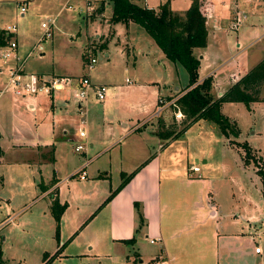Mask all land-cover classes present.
<instances>
[{"label":"crops","instance_id":"crops-1","mask_svg":"<svg viewBox=\"0 0 264 264\" xmlns=\"http://www.w3.org/2000/svg\"><path fill=\"white\" fill-rule=\"evenodd\" d=\"M87 1L93 6L99 3L98 6L102 8L99 12L96 11L97 18L88 23L95 31L94 38L102 37L101 53L107 61H110L116 47H119L118 51L127 57L134 52L136 47L138 54H145L149 57L146 59L148 66L156 61H162L160 55L164 56V54L154 39H146L142 35L137 27L138 24L131 21L128 24L111 23L112 12L110 16L104 15L105 0H83L79 12L84 13V5ZM131 1L141 5L134 0ZM108 3L110 2L108 1ZM209 3L206 20L213 13V4L210 1ZM141 6L150 7L146 5V0ZM208 22L209 20L207 28ZM0 30L3 29L0 28ZM2 46L0 44V48ZM204 49L194 50L200 51L197 54L200 60L198 69L200 82L207 76H214L213 72L208 73L206 70L209 68L211 57ZM44 54L43 48V52L38 58H42ZM149 54L157 56L154 58ZM263 57L253 60L248 58L247 72ZM2 62L4 66H8L3 60ZM162 65L165 68L163 62ZM174 69H178L176 65ZM28 70L37 74L45 73L34 68H28ZM50 74L62 76L59 73ZM149 77L151 79L148 78L147 81L129 80L126 92L120 91L119 87L107 89V97L101 101L104 103L99 110L96 109L95 93L92 90V92L89 91L90 95L86 103L82 104L87 111L85 129L88 147L81 151L82 155L79 161L67 160L64 155L65 143L69 142L75 145L81 140L78 135L80 115L77 111L78 106L73 91L70 88L55 91L50 96L48 107L50 108V123L53 130H55V126H60L62 131L56 134L47 128V125L39 124V121H36L38 124H32L22 119H13L11 129L14 128L13 131L16 132L10 133V137H7L8 141H2L4 133L0 131V140L8 147L7 150L13 149L16 153L14 155L16 158H12L10 162L25 169L26 176L29 178L28 182L32 187L33 184H38L39 175L40 180L43 181V167L52 165L50 174L45 171L47 183L42 184L43 189L39 196L41 199H48L44 203L42 211L52 220L54 218L50 209L53 198L59 199L61 204L67 203L65 211L61 215V221L64 228L67 223H71V225L68 229L70 232L66 233V237L61 238L60 236L61 245L78 227L93 223L92 230L95 228V232L90 230L91 237L86 241L85 248L89 250V253L87 252L89 256L98 259L104 257L119 264H154L159 258L168 260L170 264H261L262 249L259 253L255 252L257 246L255 241L257 237L264 234V229L258 224L263 221V218L260 219L255 212L249 213L245 206L240 209L242 212L222 209L218 200L220 190L219 188L215 190V181L217 182L219 177L216 174L213 176L212 171L207 168L202 170L203 172H201V168L198 172L192 171L191 167L196 166L194 163H189V158L192 156L186 157L185 166L180 162V155L166 153L168 147L173 145L177 138L190 133V130L195 126H198L200 130L204 127L203 131L206 133L204 138L209 143L213 142L220 146L222 138L226 136L221 133L217 125L200 119L191 124L179 137L160 138L157 135L159 120H162L167 127L174 122L178 124L181 120L175 119L174 112L176 110L171 106L165 107L158 114L156 109L158 99L165 98L167 100L168 97H172L171 100L176 99L184 93L181 90L186 85L183 88L174 82L162 85L153 76ZM90 79L94 86L103 84L107 88L106 82L98 81L91 76ZM239 79L240 77H236L234 81H231L229 87ZM227 88L218 90L216 81L212 82L213 99L219 98L228 90ZM68 90L72 92V97L68 94ZM92 94L94 96H91ZM147 94H150L148 100L143 97L139 98V95ZM109 95H111L110 97L116 96V101L108 98ZM28 98L29 96L26 98V104L29 103L31 108L40 106L34 99ZM112 103L114 111L110 113L109 108ZM226 104L229 102L223 103L221 110L228 116L224 111ZM251 105H255L258 111L260 109L261 112H264V102L254 101ZM3 106L4 109L8 106L9 108L20 107V105H9L6 102L3 103ZM230 120L235 121L232 118ZM2 142H0L2 149L0 161L6 151L2 147ZM99 147L100 150L95 155L96 157L93 160L89 158L90 161L92 160L91 164L93 162L96 164L88 171V165L82 163L88 158L87 151L89 148L92 150ZM258 149H260L257 150L258 154L264 158V155L260 154L261 148ZM105 155L107 157L103 158ZM207 155L208 158L211 157L209 152ZM208 158L204 159V164L209 166L211 163L213 165V162H210ZM48 159L50 161L46 162ZM219 163L223 167L222 160ZM68 166L72 168L71 172L66 171ZM82 168L86 175L80 179L78 172ZM61 173L64 175L62 178ZM132 173L130 180L112 196L113 198L108 203H104L106 197L122 182V177ZM75 175L78 176L77 180L79 181L72 179ZM222 180H226V178L221 176L220 181ZM222 182L224 194L230 196L231 201L237 200L231 185L228 182ZM35 188L37 187H33L34 191H36ZM29 189L32 190L31 187ZM34 191L32 190L31 193ZM260 191L262 193V187ZM39 196L30 199L33 201ZM4 201H6V216L4 220H0L1 236L2 229L8 224L19 225V216L23 211H27V209L23 211L20 209L11 215L14 201L8 198H5ZM40 201L38 199L34 205ZM135 202L139 204L143 215L144 222L142 224L135 211ZM68 215H71L72 218L70 219ZM51 225H54L53 222ZM131 239H134V242H131ZM5 240V236H2V245ZM151 240L153 243L150 242ZM147 245L150 246L149 249L146 248ZM67 247L62 249L58 243L53 251L43 252L42 256L47 253L50 258L57 250L59 251V254L56 255L57 258L86 254L69 252ZM3 258L9 264H22L21 262L12 263L4 253Z\"/></svg>","mask_w":264,"mask_h":264},{"label":"rangeland","instance_id":"rangeland-1","mask_svg":"<svg viewBox=\"0 0 264 264\" xmlns=\"http://www.w3.org/2000/svg\"><path fill=\"white\" fill-rule=\"evenodd\" d=\"M82 1L71 0L70 4L73 9H68L64 6L66 0H0V28L4 29L8 25L16 26V34L6 38L4 45H6L7 40L15 38L18 43L17 51L20 57H24L29 51H32L31 55L26 58V72L36 73L28 70V68H34L42 73H59L60 75L77 76L78 78L87 72L84 63L89 56L97 59L93 69L89 72L90 76L98 81L106 82L108 84V90L119 87L120 91L126 92L127 80L147 81L148 78L151 79L149 76H153L162 85L173 82L181 86V88L187 85L188 73H186L185 69L177 65L176 67L178 69H174L175 64L163 55H160L162 61H156L148 66L146 65V59L149 57L145 56V54H138L136 47L134 52L128 57L124 53H121V51H118L119 47H116L113 50L110 61H107L102 55L103 53H101V45L103 44L101 42L102 37L98 39L94 38L95 31L92 30L91 24L88 23L92 19L97 18L96 13L99 12L100 6L98 5L100 4L96 3L97 8L89 15L87 12H79V7L83 4ZM134 1L144 5V0ZM164 1L146 0V5L158 9L159 5ZM209 1L213 4V13L207 19V21L209 20L206 35L207 43L204 50L210 55L211 61L209 62V68L206 70L208 73H214L212 78L213 82L216 81L218 90L226 89L236 77L241 78L245 75L249 68L248 58L253 60L264 56V0ZM190 2L191 0H170L172 10L178 14L184 13V10L190 6ZM22 3H26L27 8L24 16L19 12V5ZM104 7V15L110 16L112 6L108 3V0H105ZM236 15L238 17L240 16L242 23L234 29L230 27V24L235 21L234 18ZM232 16L234 17L232 18ZM53 18H55V23L52 36L43 40L42 46L45 54L42 58H38L43 52L38 49L37 39L43 34L41 23ZM137 27L146 39L150 38L153 40L144 32L142 27L139 25ZM237 44L240 45L237 47ZM121 45L122 43L120 47ZM157 50L161 52L159 49ZM194 52L197 55L200 51L196 50ZM149 56L156 58L157 55L149 54ZM1 62L2 60L0 59V89H3L8 80L9 67L4 66L2 64L3 62ZM162 62L165 64V68ZM261 88V96H263L264 87ZM71 93L68 90V94L72 97ZM27 96H29L28 99H34L40 106L31 108L29 103L26 104ZM27 96H16L11 90L1 94L0 131L4 133V139L2 141H8L7 137H10L11 134L16 132L13 131L14 128L11 129L13 119L15 118L32 124L39 123L42 126L47 125V128L56 134L62 131L60 126H55V130L51 128L50 108H48L51 95L38 93ZM91 96L94 95L92 94ZM141 97L148 100L150 94L139 95V98ZM116 98V96L110 97L114 102ZM95 101L97 103L96 109L98 108L99 110L104 102L99 100ZM4 102L9 105H20V107L13 106L9 108L8 106L4 109ZM113 107L114 104L112 103V106L109 108L110 113H113ZM224 111L239 125L240 131L237 136L229 135L228 138L223 137L222 143L219 146V144H214L213 142L209 143L204 138L206 134L203 131L204 127L200 130L198 126H195L190 130V133H186L177 138L174 144L168 147L166 153L180 155V162L182 164L184 163L185 166L186 157L188 155L189 157L192 156V158H189V163H194L201 168V172L206 168L210 169L213 176L216 174L219 177L217 182L215 181V190L217 188L220 190L218 200L222 209L237 212L245 206L249 213L255 212L259 215L260 219L263 218V221L258 224L264 229V197H262L263 195L260 191L262 179L258 174L259 167L264 169V158L262 156L261 158L257 152V150H260L258 148H261L260 154L264 155V119H262L264 112H261L260 109L258 111L255 105L252 106L250 104L247 107L243 102L226 104ZM40 120L42 121L41 123ZM36 121L39 122L36 123ZM2 141L0 140V142ZM242 143L250 146L251 155L254 159L246 157V150L242 146ZM2 147L6 151L0 161V220H4L6 216L5 198L14 201L11 215L20 209H22L21 211L27 209V211H23L19 216V225L8 224L1 231L2 236L6 238L2 245L5 257L12 263L43 264V252L53 251L58 243L62 249L71 243L67 247L69 252L86 254L84 256L78 255L67 258H57L55 256L49 264H119L112 259L109 260L104 257L98 259L89 256V250H86L85 243L91 237L90 230H92L93 223L87 226L83 224V226L78 227L70 233L66 238L67 241L61 245L60 239L65 238L66 233L70 232L68 229L71 223H67L66 228H64L60 219L57 236V221L51 209L50 212L54 218L53 220L49 216L44 215L42 211L44 203L48 199H41V196H39L43 189L42 184L47 183L45 180V171L50 174L52 165L49 164L43 167V181L40 180L39 175L37 179L38 184H33V187H37L35 188L36 191H34L32 185L28 182L29 178L26 176L25 169L13 165L14 163L10 162L12 158H16L14 156L16 154L15 151L13 149L7 150L8 147L3 142ZM64 147L66 148L64 155L67 160H80L82 152H75L74 144L72 145V143L67 142L64 144ZM99 150L100 147L92 150L89 148L87 151L88 158L83 160L82 163L88 165V171L96 164L95 162L92 164L90 162L96 157L95 155ZM207 152L211 154L210 158H208ZM106 157L107 155L103 158ZM206 157L210 162H213V165L211 163L209 166L208 164H204ZM89 158L92 160L90 161ZM221 160L223 167L219 163ZM49 161L50 159L46 162ZM66 171L71 172L72 168L68 166ZM60 176L61 178L64 177L62 173ZM221 176L226 178V180L222 181L228 182L231 185L232 190L237 196V200L231 201L230 196L224 194L225 191H222L223 182L220 181ZM77 178L78 176L76 175L72 177L73 180L79 181ZM27 186H30L34 193H31L32 190ZM239 186L240 188H238ZM34 196L39 197L32 201L30 198ZM38 199L41 201L34 205ZM68 216L70 219L72 218L71 215ZM52 222L54 224L53 226L51 225ZM92 231L95 232V228ZM255 242L256 247L259 246L262 249L260 263L264 264V234L257 237ZM149 247V245L146 246L148 249Z\"/></svg>","mask_w":264,"mask_h":264},{"label":"trees","instance_id":"trees-1","mask_svg":"<svg viewBox=\"0 0 264 264\" xmlns=\"http://www.w3.org/2000/svg\"><path fill=\"white\" fill-rule=\"evenodd\" d=\"M112 6V16L110 22L128 24L130 21L138 24L160 48L164 56L170 59L175 65L181 66L188 73V83L181 90L184 92L170 105L176 111H181L184 118L180 123L169 124L165 126L162 120L158 121L159 130L157 135L160 138H176L181 136L194 122L205 119L217 125L221 133L237 136L240 128L235 121L230 120L222 112L223 103L243 102L249 107L254 101L264 102V95L261 96L264 87V57L256 63L248 72L243 75L234 84L228 87L219 98L213 99L211 88L213 78L207 76L199 81L198 69L200 60L194 54L195 49L204 48L207 43V20L206 13L209 8V0H191L190 6L184 13H175L170 4V0H165L159 6L158 10L150 7H143L131 0H108ZM99 10H102L100 8ZM0 44L5 43V39L12 36L4 35V30H0ZM103 46V45H102ZM101 46V47H102ZM103 48V47H102ZM172 97H168L170 100ZM245 148L247 158H252L251 148L248 144L242 143ZM2 149L0 148V157ZM254 159V158H252ZM258 174L262 179V193L264 197V169L258 168ZM133 175L129 174L122 177V182L107 197L104 203H108ZM51 212L56 218V234L59 229V222L63 211L66 209V203L61 204L59 199L53 198ZM135 211L138 214L139 222H144L140 206L134 203ZM58 236V234H57ZM134 242V239L130 240ZM59 254V251L49 258L48 254L43 255V264L49 262ZM0 264H9L3 258L2 253V236L0 235Z\"/></svg>","mask_w":264,"mask_h":264},{"label":"built area","instance_id":"built-area-1","mask_svg":"<svg viewBox=\"0 0 264 264\" xmlns=\"http://www.w3.org/2000/svg\"><path fill=\"white\" fill-rule=\"evenodd\" d=\"M71 0H66L65 7L68 9H73V7L70 4ZM85 11L87 14L91 15L95 9L96 6H93L89 4L87 1L84 5ZM20 8V14L22 16L25 15L27 8L26 3H22L19 5ZM234 22L230 24V27L237 28L241 23L242 19L240 16L234 18ZM55 23V18L53 19H47L46 21H43L41 23V28L43 29V34L38 39V49L43 51V40L49 38L52 36L53 33V27ZM4 30V35L8 36V34H16V26L8 25ZM18 43L16 39L7 40L6 45L2 46L0 48V57L1 59L8 64L9 70H8V80L4 86L3 89H0V97L1 94H3L5 91L11 90L16 96H27V95H35L38 93L48 94L51 95L55 91H60L64 88H70L73 91L75 102L78 106L77 111H79L80 120H79V130L78 135L81 139L79 142L75 143V151L81 152L83 150L87 149V142H86V115L87 111L83 107L82 104L86 103L88 97H89V91H93L95 93V97L99 101H103L106 98V91L107 88L105 85H96L94 86L91 82L89 72L93 69L94 64L96 63V60L94 57L87 58V61L84 63V66L87 70L86 73H84L82 76L72 77L67 75L62 76H56V75H49V74H37L33 72H26L25 70V63L26 58L29 57L32 53V51H29L26 54V57H20L19 53L17 51ZM129 82V80H127ZM175 99L173 100H165L162 98L158 99L157 104V113L159 114L163 109L167 106H170ZM174 117L177 120H182L184 118V115L181 113V111L174 112ZM191 170L194 172H198L200 168L198 166H192ZM79 178L82 179L85 177L86 173L83 170H80L79 172ZM153 243V240L150 241ZM255 252L259 253L261 252V248L258 246L255 248ZM154 264H170L168 260L159 258L157 259Z\"/></svg>","mask_w":264,"mask_h":264}]
</instances>
